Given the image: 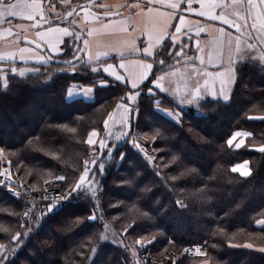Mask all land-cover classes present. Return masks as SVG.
I'll list each match as a JSON object with an SVG mask.
<instances>
[{
  "label": "trees",
  "instance_id": "16d2710c",
  "mask_svg": "<svg viewBox=\"0 0 264 264\" xmlns=\"http://www.w3.org/2000/svg\"><path fill=\"white\" fill-rule=\"evenodd\" d=\"M76 43L68 38L62 54L36 74L25 75L20 66L0 74V143L18 152L16 163L24 165L17 170L20 177L24 180L29 171L32 180L43 183L63 176L47 186L58 185L63 194L83 198L51 213L46 202L36 205L0 189V264H137L129 244L155 257L181 254L191 245L208 246L207 256H180L177 264H264V226L258 222L264 220V63L252 58L249 49L231 96L203 101L200 115L185 113L179 122L162 113L175 111L174 102L144 92L129 135L136 132L152 145L147 149L151 154L132 145L128 136L111 159L115 162L123 153L120 166L108 164L106 176L100 177L104 191L95 197L84 186L69 193L85 167L94 176L101 174L104 158L98 160L94 152L102 149H89L85 140L93 131H105L106 121L130 90L100 68L75 60ZM75 83L94 87L96 100L68 101V89ZM46 106L53 110L39 116ZM34 116L40 121L31 128ZM16 123L29 129L16 134L17 141L6 139L2 131L15 133ZM103 141L105 145L107 139ZM239 165L250 174L234 172ZM115 175L122 186L114 202L121 206L111 208L109 196H104ZM131 189L135 192L129 196ZM26 209H32L29 222L22 218ZM95 212L97 222L90 220ZM105 220L121 232V247L103 239ZM186 223L190 229L174 232Z\"/></svg>",
  "mask_w": 264,
  "mask_h": 264
},
{
  "label": "crops",
  "instance_id": "0c3cea01",
  "mask_svg": "<svg viewBox=\"0 0 264 264\" xmlns=\"http://www.w3.org/2000/svg\"><path fill=\"white\" fill-rule=\"evenodd\" d=\"M261 2L262 0H97L84 6L89 14L82 15L73 10V6L63 3V0H21L18 11L0 8V74L11 66L21 67L17 60L33 66L23 67L25 75L36 74L42 65L49 64L54 57L62 54V46L68 38H76L77 46L81 44L82 49L78 46L75 60L90 64L95 70L100 68L108 77L130 90L123 102L133 108L132 119L142 94L149 91L145 88L147 82L151 79L152 85H155V77L163 75L164 89H161V93L174 102L177 109H165L162 113L179 122L185 113L200 115L201 102L224 100L229 98L232 91L230 81L225 84L226 92L212 93L201 88L197 96L183 71L194 75L196 69L201 71V75L203 71H207L209 75L219 76L220 73L233 69L232 80L235 82L237 69L246 61L249 49H252V58L264 63V59L260 58L264 55V43L261 44L258 37L252 38L259 25ZM69 12L72 14L64 15ZM13 15L18 16L3 19L4 16ZM29 15L33 18L27 19ZM253 16L257 17L256 23H252ZM245 18L247 24L251 25L246 31L248 38L239 35L240 27L235 28L233 23H229H242ZM64 29H67V33ZM261 33L264 34V29H261ZM148 36L153 37V55L131 51L133 43L140 49L145 47ZM27 39L36 41L41 47L37 48V45L26 41ZM120 52L124 53V57L119 55ZM162 53L175 59L172 69L159 71L162 65V57L159 56ZM193 57L199 59L191 60ZM121 59H125L131 72L119 67ZM142 63H152L153 68L149 78L134 89L132 80L137 79L142 70L136 65ZM108 65H112L111 71L105 70ZM117 76L124 79H117ZM174 80L176 83H173ZM172 84L177 85L176 89ZM3 87H8L6 79L3 80ZM186 88L193 91L192 96L185 94ZM137 91L139 96L136 100L131 99ZM78 99L94 102L96 89L72 84L68 89L67 100ZM111 124L110 118L107 121L108 128ZM93 132H96V136L94 143L90 144L101 147V142L104 144L101 133ZM244 247H249V244ZM249 248L257 249L252 245ZM201 264L206 263L204 261Z\"/></svg>",
  "mask_w": 264,
  "mask_h": 264
},
{
  "label": "rangeland",
  "instance_id": "374dc122",
  "mask_svg": "<svg viewBox=\"0 0 264 264\" xmlns=\"http://www.w3.org/2000/svg\"><path fill=\"white\" fill-rule=\"evenodd\" d=\"M90 1H97V0H63V3L67 4L69 7L73 6L74 7L73 10H75L76 12L78 11L82 15L83 14L88 15L89 13H88V11H86V8H84V6L88 5L90 3ZM67 14L68 13H65L64 15L66 16ZM88 17L90 18V16H88ZM77 41H78V39H77ZM260 42H261V44L264 43V41H260ZM78 46H80V48L82 49L81 44H79ZM38 47L39 46H37V48ZM159 57H162V60H163V63L161 65V68L159 71H164V70L167 71V70H170L174 67V60H175L174 58L168 57V54H166V53H162ZM17 62L21 64L20 69H21V72L23 74H26V72L23 70V67H25V66L33 67L31 65H26L19 60H17ZM63 70H65V69H63ZM66 70H68V69H66ZM70 71H73V69H70ZM183 73H184L183 74L184 77L187 78L190 87H194V85H196L197 80L200 81V84L203 83V77L202 76L198 77L195 74L194 75H192L191 73L188 74L186 72V70L183 71ZM238 73H239V67L237 69V75H238ZM251 78H248V80ZM232 79H231V87L233 88L235 82ZM150 82H151V84L149 83V91L147 92L148 94H150L152 96H156L157 98H160V96H162V95L166 96V95L161 93V88H157L155 85H152L151 79H150ZM252 82L257 83L256 80H253ZM173 83H176V80H174ZM172 85H173L174 89H176L177 85L176 84H172ZM231 92L229 93V96H231L230 95ZM122 102H123V100H122ZM52 110H53V108L51 106H46L45 109L42 110V112L39 114V116H43L44 111H52ZM39 116L33 117L35 121L32 123L31 128H34V127L39 125V121H40ZM64 116L65 115H60V117H64ZM110 118L112 119V124L108 128L107 121H106V123H105L106 129L101 134L102 139H107L106 144L104 145V147H101L102 150L99 151V153L96 154V152H94V154L96 155L98 160L101 159L100 157L104 158V162H102L100 165L101 174H100V176H97V175L94 176L93 172H92V168H89V181L90 182H86L83 185L84 187H87L91 192H94L95 197L100 192L104 191V189L102 188V178L100 179V177L103 176V178H104L106 176V172H107L106 167L108 166V164H111V162H112L111 159L114 158V155L116 154L118 148L123 146V141H125L128 136L130 139V143L132 145L136 146L139 149L144 150L145 152H148V154H151V152H149V150H147V149L152 147V145L148 146V144L145 143L146 140L140 138L138 133H136V132H134L132 135H129V131H130V127H131V120H132L131 116L124 114L121 110H118L117 107H115ZM255 118H257V117H255ZM24 129H29V127L28 126L21 127L20 124L16 123L15 133H13L14 131H11L9 129L3 130L2 132H3V136H5L6 139L17 141L16 134L20 135L21 132L23 133L22 130H24ZM91 133H93V132H91ZM90 134H89V136H90ZM89 136L85 140V143L87 144L89 149H93L95 147V145H92L89 143ZM107 142L108 143L110 142V143L107 144ZM82 154H84V153H82ZM18 156H19V154L16 150H7L0 143V179L2 178V176L6 172V175L13 178L16 182L21 183L22 187L20 189V193L18 196H22L26 199L32 200V203L36 204V205H39V204L46 202L47 195H48L47 194V187H48L47 185L49 184V181L59 180V179L58 178L57 179H43V183H38V182H35V180H32V178H31L32 173L27 171L25 173L26 175L24 177V180H25V182H24V180L20 177V175L17 172V170L19 168H24V165L22 162L16 163V159L18 158ZM92 156H93V152H92ZM122 160H123V153H122L119 160L112 162L113 165L115 166V168L116 167L118 168L120 166ZM5 162H6V164H5ZM93 162L95 164V161H93ZM110 182H112V183L108 187L104 197L107 198V196H109V199L111 200V202L109 203V206L111 208H117V207H120L121 204H120V201L114 202V199L116 198L117 193H119L121 191L119 189V187L122 185L119 182L117 175H115L114 180H112ZM49 186H51V185H49ZM26 188L28 190H30L31 194L27 190L26 191L24 190ZM0 189L4 190V187H2L0 185ZM75 191L77 192V191H79V189L75 190ZM134 192H135L134 189L127 191L129 196L131 194H133ZM64 198L66 199V201L61 203V205H63V204L68 205V204H73V203H77V202H83V198H81L80 196H78L77 198H73L67 194L66 195L64 194ZM97 211L100 212V210H97ZM24 212L22 213V218L24 221L29 222L32 219V217L30 220H26V218H24ZM97 213L98 212H95V214H91L90 220L97 222L98 218H99ZM185 226H186L185 228H184V226H183V228L181 226L174 228V232L176 234H183V232H185L186 230L191 228V226H189V224H187V223L185 224ZM103 230H104L103 239L105 241L109 242L112 247L117 248V247H121L123 245V237L121 235V232L114 229L112 224H110V222L105 220V224L103 225ZM129 247H130V251H131L133 257L135 256V257L141 258V253L137 249V245L133 246L132 244H129ZM26 251L29 252V250H26ZM168 254L169 253H164L161 255L169 257ZM101 262H102L101 258L98 259L97 263H101ZM205 263L208 264L207 261H205ZM139 264H142V263L140 262ZM209 264H210V262H209Z\"/></svg>",
  "mask_w": 264,
  "mask_h": 264
},
{
  "label": "snow or ice",
  "instance_id": "6c2138e0",
  "mask_svg": "<svg viewBox=\"0 0 264 264\" xmlns=\"http://www.w3.org/2000/svg\"><path fill=\"white\" fill-rule=\"evenodd\" d=\"M21 7V0H15V2H13V0H0V8H12L16 11H18V9ZM261 13L259 16V25L257 27L256 32L253 34L252 38H259L260 41H264V34H261V29H264V0H262L261 4ZM72 13L69 12L68 15H71ZM18 15H13V16H4L3 19L7 18V17H12L15 18ZM33 17L31 15H29L27 17V19H32ZM257 22V17L253 16L252 17V23H256ZM9 23H11V21H9ZM229 23H233L235 28L240 27L241 28V33H239V35H241L243 38H248L246 35V31L247 28H250L251 25L247 24V18H245V21L241 22H236V21H231ZM60 31V30H57ZM65 33H67V29L63 30ZM85 46L87 47V41H85ZM53 47H55V45H53ZM183 47V46H182ZM154 44H153V37H149L146 41V46L143 47L142 49L136 47V45L133 43V46L131 48V51H142L145 55L151 56L154 54ZM197 51H199V48H197ZM106 55V54H105ZM119 55L121 57H124V53L120 52ZM185 55V53H184ZM91 58V57H90ZM261 59H264V55H262L260 57ZM195 59H199L198 57H193L191 60H195ZM161 63H163V61H160ZM219 65V64H216ZM222 66V65H220ZM119 67L123 70H125L126 72H131L132 69L129 67L128 64L125 63V59H121V62L119 64ZM137 68L142 69L139 72V76L137 79H133L132 80V88L136 89L139 88L142 84V82H144L145 80H147L149 78V73L153 68V64L152 63H142V64H137L136 65ZM112 69V65H108V67L105 69L106 71H111ZM195 75L200 77H203V84H200V81L197 80L196 81V85H194L195 88V95H199L201 92V88H203L205 91L208 92H212V93H216V92H226V87L225 84L229 83L232 79V72L233 69H229L228 72H223L220 73L219 76L213 74V75H209V72L207 71H203V75H201V71L200 70H196L194 69ZM114 74V73H113ZM117 79H124L121 76H117ZM155 86L157 88H161L164 89L163 87V81H164V76H156L155 77ZM177 91H179V89H177ZM185 94H188L189 96L193 95V91L190 89H185ZM139 96V92L137 91L135 96H132L131 99L136 100V98ZM124 112L125 114H127L128 109L127 107H124ZM93 136H96V133L93 132L92 133ZM237 135H240V133H237ZM89 143H94V141L89 140ZM229 143H231V141H229ZM101 147H104L103 142H101ZM260 151L264 152V147H262L260 149ZM233 171H240L242 172L244 175H249L250 173L248 172L246 166L245 167H235L233 168ZM59 179L63 180L64 177L61 176L59 177ZM86 182H90L89 181V169L87 167L84 168L83 171V175L80 176L79 178V183L74 184L72 188L69 189V193L73 190H78L79 188H81ZM260 223L261 226H264V220L258 221ZM250 247V245H249ZM0 248H2V246H0ZM261 251H264V249H261Z\"/></svg>",
  "mask_w": 264,
  "mask_h": 264
},
{
  "label": "built area",
  "instance_id": "2783aa9c",
  "mask_svg": "<svg viewBox=\"0 0 264 264\" xmlns=\"http://www.w3.org/2000/svg\"><path fill=\"white\" fill-rule=\"evenodd\" d=\"M6 164V162H5ZM0 185L4 187L7 191L19 195L20 189H21V183L16 182L13 178L5 174L2 176L0 179ZM25 191L27 190L30 194V190L27 188L24 189ZM47 200L46 203L48 205H53V206H59L61 203L66 201L64 198V194L62 192V189L58 185H51L47 187ZM32 217V209H26L24 212V218L26 220H30ZM141 258H137V264L140 262L142 264H177L180 256H187L189 258H195V257H205L208 253V246L205 244H197V245H191L186 247L183 252L180 253H169V257L159 255L158 257H155L150 251H141Z\"/></svg>",
  "mask_w": 264,
  "mask_h": 264
},
{
  "label": "water",
  "instance_id": "95a60500",
  "mask_svg": "<svg viewBox=\"0 0 264 264\" xmlns=\"http://www.w3.org/2000/svg\"><path fill=\"white\" fill-rule=\"evenodd\" d=\"M26 41L31 42V43H33V44H35V45L41 47V45H40L39 43H37L36 41H34V40H32V39H27ZM124 107H127V109H128V112H127L126 115L132 116V115H133V112H134L133 108L130 107L129 105H127V104L124 103V102H120V103L118 104V106H117V109H118V110H121V111L125 114V112H124ZM49 209H50V212H51V213L54 211V207H53V206H49Z\"/></svg>",
  "mask_w": 264,
  "mask_h": 264
},
{
  "label": "bare ground",
  "instance_id": "6f19581e",
  "mask_svg": "<svg viewBox=\"0 0 264 264\" xmlns=\"http://www.w3.org/2000/svg\"><path fill=\"white\" fill-rule=\"evenodd\" d=\"M90 140L94 141L95 140V136H90Z\"/></svg>",
  "mask_w": 264,
  "mask_h": 264
}]
</instances>
